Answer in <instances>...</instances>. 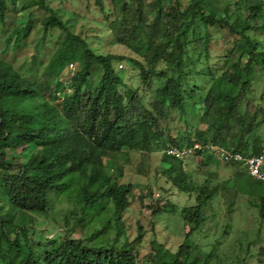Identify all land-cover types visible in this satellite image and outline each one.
<instances>
[{"label": "trees", "instance_id": "obj_1", "mask_svg": "<svg viewBox=\"0 0 264 264\" xmlns=\"http://www.w3.org/2000/svg\"><path fill=\"white\" fill-rule=\"evenodd\" d=\"M34 1L50 11L42 20L44 33L53 28L62 30L78 46V58L84 57V62L70 80L71 93L54 103L49 97L56 96L52 86L58 78L56 72L44 71L40 79L31 81L12 63L0 59V264H198L195 259H203L204 264L210 255L205 258L197 252L195 259L191 258L192 245L187 241L205 220L203 206L215 197L217 189L202 186L198 203L183 208L186 242L174 259L165 261L155 252L140 258V233L132 241L120 243L125 234L123 215L135 186L118 182L124 171L119 167L114 176L110 172L115 167L112 160L122 152H139L137 171L148 174L152 148L165 145L163 160L168 165L163 166V174L181 191H192L196 188L193 172L208 175L211 158L218 156L213 147L244 156L263 154L264 87L257 100L252 85L256 63L264 75V43L250 31L264 27V0H234L235 7L227 5L223 13L216 8L208 12L210 0H190L187 13L181 0H95L116 43L136 54L128 57L97 52L85 37L73 32L68 19L48 6L47 0ZM8 5L7 0H0L3 26ZM260 17L263 23L257 19L251 22V18ZM25 30L21 26L15 33ZM214 41L225 47L219 55L223 64L221 72L209 67L197 74L211 80L205 92L197 82L191 84L193 68L188 58L195 45L196 52L203 47L209 61ZM116 60H126L139 70L142 87L126 82L125 70L116 66ZM97 66L102 73L92 83ZM193 101L204 109L200 120L206 128L196 126L191 132L187 124L182 136L173 135L179 121L184 120L186 105ZM170 147L193 148L187 155L193 159L188 162L186 156L169 155ZM193 161L197 165L190 171L188 165ZM226 163L242 168L245 172L241 177L256 186L264 185L240 162ZM68 180L77 181L81 212L102 205L103 211L112 213L117 236L111 242H95L73 236V229L66 230L52 250L39 255L30 244L27 228L14 222L11 211L46 215L51 195L67 188ZM222 187L226 194L231 189ZM237 191L226 195L228 216L236 204ZM172 208L168 202L153 207V211ZM260 208L264 217V195ZM260 255H264V248Z\"/></svg>", "mask_w": 264, "mask_h": 264}, {"label": "rangeland", "instance_id": "obj_2", "mask_svg": "<svg viewBox=\"0 0 264 264\" xmlns=\"http://www.w3.org/2000/svg\"><path fill=\"white\" fill-rule=\"evenodd\" d=\"M7 1L9 5L4 26L0 22V59L12 63L22 76L31 81L40 79L44 71L56 72L58 78L52 85L56 88V96L49 99L59 103L64 96L71 93L73 87L70 80L73 73L82 68L84 57L78 58L80 51L78 46L67 39L62 30L53 28L44 33L42 20L50 14L49 10L39 8L34 0H16V3L15 0ZM181 2L185 13L190 12V0ZM233 2L234 0H210L207 10L209 12L216 8L220 13L227 5L235 7ZM47 3L63 19H68L73 32L85 37L97 52L125 57L136 56L127 46L116 43L107 24L103 22L104 15L95 4V0H47ZM256 19L263 23L262 17L251 18V22L255 23ZM21 26L26 30L15 33ZM250 34L264 43V27L251 30ZM199 41L200 44L202 40ZM194 46L188 58L193 68L190 75L191 84L197 82L203 87L202 91L206 92L211 80L197 74L209 67L215 72H221L223 61L219 55L223 54L225 47L221 42L214 41L211 46L212 58L206 61L203 47L199 46L196 52ZM115 64L118 68L123 64L128 84L142 87L138 69L129 65L126 60H116ZM254 66L256 82L253 83L252 89L256 92L258 100L264 87V75L261 74L260 64L256 63ZM101 73V67L97 66L91 82H97ZM203 110L197 101L188 103L184 120L179 121V127L172 131L173 135L182 136L187 124L191 126V132L196 126L206 128L200 120ZM262 133L264 134V130ZM164 149L165 145L152 148L148 174H140L137 171L141 159L139 152H122L115 155L112 160L115 167L110 172L114 176L117 174V168L122 167L124 171L118 182L135 186L129 197V208L123 215L125 234L120 236V243L132 241L140 233L142 236L138 246L140 258L149 252H155L165 261L174 259L179 246L186 242L182 210L198 203L200 188L206 185L208 188H216L217 193L203 206L205 220L187 241L192 245L191 258L195 259V254L199 252L202 257L210 255L204 264H263L264 255H260V251L264 248V217L261 215L260 207L264 185L260 188L249 178L241 177L240 173L245 172L242 168L230 166L215 155L209 163L208 175L193 172L192 179L196 188L192 191H181L162 172L163 166L168 165L163 160ZM192 159L193 157L186 160L189 162ZM196 165L197 162H191L188 165L189 170H194ZM76 184V180H68L67 188L64 186L54 191L46 215L12 209L14 222L27 228L30 244L37 254L42 255L43 252L52 250L58 244V237L66 230L73 229V236L95 242H111L117 236V226L111 219L112 213L103 211L102 205L81 212L79 189ZM224 185L231 188L227 194L222 187ZM235 190H238L237 201L231 216H228L226 195L235 194ZM168 202L174 205L171 211L154 213L153 207L163 206ZM109 220L111 221L109 229L104 232L102 229L107 226ZM190 224L194 226L193 221H190ZM11 237H15L14 233H11ZM23 240V237L19 238L20 242ZM195 260L198 264L203 263V259Z\"/></svg>", "mask_w": 264, "mask_h": 264}, {"label": "built area", "instance_id": "obj_3", "mask_svg": "<svg viewBox=\"0 0 264 264\" xmlns=\"http://www.w3.org/2000/svg\"><path fill=\"white\" fill-rule=\"evenodd\" d=\"M71 66L74 65L71 64ZM119 66L122 67L123 64H120ZM213 148L223 161H238L242 163L253 178L264 183V152L257 156H244L241 153L232 152L226 148ZM193 152V148L180 149L178 147H170L167 150L169 155H175L178 158H184Z\"/></svg>", "mask_w": 264, "mask_h": 264}, {"label": "clouds", "instance_id": "obj_4", "mask_svg": "<svg viewBox=\"0 0 264 264\" xmlns=\"http://www.w3.org/2000/svg\"><path fill=\"white\" fill-rule=\"evenodd\" d=\"M219 157V156H218ZM224 162H227V161H224ZM242 164V163H241ZM242 166H244L243 164H242ZM244 168H245V170L247 171V169H246V167L244 166ZM248 172V171H247ZM248 174H249V172H248ZM250 175V174H249ZM251 176V175H250ZM252 177V176H251ZM255 179V178H254ZM255 180H257V179H255ZM260 181V180H259ZM262 182V181H261Z\"/></svg>", "mask_w": 264, "mask_h": 264}]
</instances>
